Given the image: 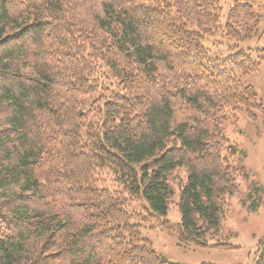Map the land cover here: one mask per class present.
Returning a JSON list of instances; mask_svg holds the SVG:
<instances>
[{"label": "trees", "instance_id": "16d2710c", "mask_svg": "<svg viewBox=\"0 0 264 264\" xmlns=\"http://www.w3.org/2000/svg\"><path fill=\"white\" fill-rule=\"evenodd\" d=\"M221 1L0 0V264H170L141 229L179 169L181 222L160 229L217 234L242 171L224 128L264 111L242 80L259 63L203 46L255 37L262 0H230L225 23Z\"/></svg>", "mask_w": 264, "mask_h": 264}, {"label": "rangeland", "instance_id": "374dc122", "mask_svg": "<svg viewBox=\"0 0 264 264\" xmlns=\"http://www.w3.org/2000/svg\"><path fill=\"white\" fill-rule=\"evenodd\" d=\"M230 0L221 1V23H225L226 10ZM259 16L256 36L249 41L237 43L228 40L220 31L207 35L204 48L216 57L225 58L230 54L245 52L259 63L255 73L243 76L258 96L264 109V0L255 8ZM251 28L255 22L241 18ZM240 20V21H241ZM112 82H114L112 80ZM87 101V100H86ZM236 120L224 128V135L230 145L238 147L231 158L233 167L242 171L236 177L238 193L225 197V217L216 235L206 239L205 246L186 245L176 240L173 234L165 233L160 226L163 222L178 225L181 222L177 207L179 186L185 181V171L177 170L169 179L173 197L169 201L166 216L154 219L143 227L142 236L150 241L153 251L170 264H254L258 247L264 242V111L256 110L255 120L244 110H238ZM139 210L146 203L133 202ZM218 247V248H217ZM225 248V249H224Z\"/></svg>", "mask_w": 264, "mask_h": 264}]
</instances>
